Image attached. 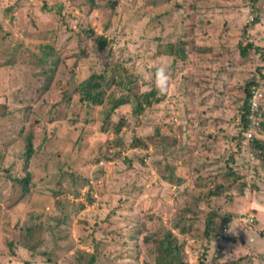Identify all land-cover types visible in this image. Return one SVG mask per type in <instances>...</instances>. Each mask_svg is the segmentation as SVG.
Here are the masks:
<instances>
[{"label":"rangeland","instance_id":"rangeland-1","mask_svg":"<svg viewBox=\"0 0 264 264\" xmlns=\"http://www.w3.org/2000/svg\"><path fill=\"white\" fill-rule=\"evenodd\" d=\"M97 2L90 11L86 0H0V264H154L158 243L145 238L166 230L185 264H264V153L251 145L264 143V0ZM90 30L110 44L98 51ZM179 40L184 59L171 54ZM248 42L257 48L245 57ZM161 63L170 93L140 115L119 106L112 123L125 125L103 131L116 99L156 90L151 66ZM110 65L137 83L129 91L115 76L105 103L88 111L84 85ZM253 78L257 104L243 130ZM212 208L218 224L231 220L204 247ZM179 216L193 222L189 232L172 225Z\"/></svg>","mask_w":264,"mask_h":264},{"label":"trees","instance_id":"trees-1","mask_svg":"<svg viewBox=\"0 0 264 264\" xmlns=\"http://www.w3.org/2000/svg\"><path fill=\"white\" fill-rule=\"evenodd\" d=\"M86 1L90 6V11L94 8H99L100 6L97 0H86ZM257 1L258 0H252V4L255 5ZM115 4H116L115 1L109 2L108 6H110L111 8H114ZM13 8L14 7L11 6L7 9L11 10ZM253 21L254 22L259 21V17L255 16V19ZM244 29H246V27ZM85 34L93 42V44L97 46L98 51L105 49L111 42V40L106 35L96 34L94 30L86 31ZM174 44H177L176 45L177 51L176 52H174L175 50L171 51V54L175 56L176 58L184 59L187 54V51L184 48V42L179 40L178 42ZM78 47H79V54L81 56L89 55V51L87 52L85 48H82L81 46H78ZM251 48H257V47L254 46L252 42H248L245 45L240 44V51H241L240 53L246 57ZM49 52L50 54H54L55 51L51 47ZM38 58L40 61L39 62L40 65H42L43 61H45L44 58H41L40 56H38ZM56 61L58 60L56 59ZM56 66H57V62H55L54 60L51 64L50 75L46 76L43 82L44 86L41 87L43 90L46 89L48 86H50ZM108 71H111V72H109L108 74ZM123 75L124 74H122L121 71L118 70L116 66L114 65L106 66L101 73L94 72L89 77L88 81H86L84 85L85 86L84 97L81 96V99H83L84 105L87 108V110L89 111L93 107L101 106L102 104H104L105 96L109 95L110 93L109 90H111L113 85L115 87L117 86L116 82L118 81L120 82L119 85H121L123 88L128 89L130 91L131 89H129V85L132 82L137 83L138 78H136L132 73H128V72H126L125 75L130 77V79L124 78ZM115 76L119 77L118 81L115 79ZM257 83H258L257 78H253L252 80L247 82L245 86L246 87L245 88L246 97L244 99V103L242 107L244 109V112L242 113V120L244 121L243 130H245L248 127L249 122H250L248 116L251 112L250 108L252 107L251 101H250V98L252 96L251 87ZM164 98L165 96H159L155 89L150 90L149 92L127 94L123 98L119 97L118 99L114 101V104L109 107L108 113L106 114L105 116L106 118L104 120L106 125L103 124L102 130L106 131L109 127L114 126V131L116 132L121 131L122 127L125 125L124 120L122 118L119 119L117 122L112 123L113 113L114 111H116V109L119 106L124 105V104L133 103L134 113L137 115H140L141 113L145 112V110L148 107H151L154 103H158L162 101ZM135 106H136V109H135ZM157 133H159V131ZM242 137H243V133L242 135L240 133L237 138L239 139V141H241ZM133 144L140 145L142 147L147 146V144L144 143V141L140 139L137 142L135 141ZM251 145H253L252 147L254 149L258 150L259 152L261 151L262 153H264V143L262 142V140L258 138L257 139L254 138ZM25 147H26V157L24 161V169L27 171V175L24 178H21L20 181H22L23 189L26 192V191H29V188H30L29 180H30L31 174H30V171L28 170L29 165H30L29 159L34 153L32 136H28V138H26ZM105 159L109 160V158H106V157ZM97 161L98 162L101 161L100 158ZM198 182L199 181H195V186L200 187V185H197ZM210 193L211 195L216 194L215 191H212ZM214 209L216 208L209 209L210 214L206 217L205 222H203V224L200 225V227L203 226L204 231H203V234L199 233L198 237L202 240V245L204 247H209L210 245L208 243H211L212 237H216V234L218 233V228H221L222 224L230 223L229 220H231V217L229 216L227 217L226 222L222 221L220 224H218L215 221V218L219 216V212L217 209L216 210ZM174 220H173L172 225L182 233L189 232V229L192 228V225L188 224L189 221L186 217L179 216L176 218L175 221ZM189 223H193V222L191 221ZM32 231L34 230L32 229ZM145 239L147 242L154 241L155 243H158L157 244L158 257L156 258L154 264H185L184 259H183V249H182L183 244H181L178 241L179 238L176 236V234H174L173 230H166L164 233L160 234L159 237H158V234L153 232L151 236H147ZM227 239L235 240L236 238L230 236ZM80 259L82 260V257ZM243 259H245V257ZM95 262H96L95 258L94 256H92L89 264H94ZM200 264H204V262L201 261Z\"/></svg>","mask_w":264,"mask_h":264},{"label":"clouds","instance_id":"clouds-1","mask_svg":"<svg viewBox=\"0 0 264 264\" xmlns=\"http://www.w3.org/2000/svg\"><path fill=\"white\" fill-rule=\"evenodd\" d=\"M154 68L155 88L157 94L166 96L170 93V73L168 66L161 63L159 65H152Z\"/></svg>","mask_w":264,"mask_h":264},{"label":"built area","instance_id":"built-area-1","mask_svg":"<svg viewBox=\"0 0 264 264\" xmlns=\"http://www.w3.org/2000/svg\"><path fill=\"white\" fill-rule=\"evenodd\" d=\"M256 99H257V92H256V90H252V96L250 98L251 105L256 106V104H257L256 103ZM251 112H252V110H251ZM244 135H246L248 137V140L252 139V137H253V134H251L250 132L248 133L247 131L244 132ZM223 230L224 231H227L228 228L227 227H224Z\"/></svg>","mask_w":264,"mask_h":264}]
</instances>
